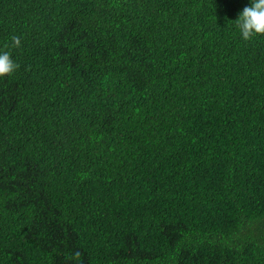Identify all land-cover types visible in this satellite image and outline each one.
<instances>
[{
  "label": "trees",
  "instance_id": "16d2710c",
  "mask_svg": "<svg viewBox=\"0 0 264 264\" xmlns=\"http://www.w3.org/2000/svg\"><path fill=\"white\" fill-rule=\"evenodd\" d=\"M250 4L0 0V264H264Z\"/></svg>",
  "mask_w": 264,
  "mask_h": 264
},
{
  "label": "clouds",
  "instance_id": "9594fccd",
  "mask_svg": "<svg viewBox=\"0 0 264 264\" xmlns=\"http://www.w3.org/2000/svg\"><path fill=\"white\" fill-rule=\"evenodd\" d=\"M235 22L243 40L264 35V0H251L250 6L243 9ZM11 42L16 48L22 46L19 36H13ZM17 69L18 65L10 52L0 50V78L12 75Z\"/></svg>",
  "mask_w": 264,
  "mask_h": 264
}]
</instances>
